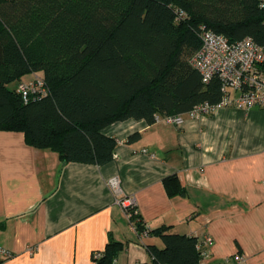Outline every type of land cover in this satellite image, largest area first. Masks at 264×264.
I'll use <instances>...</instances> for the list:
<instances>
[{
    "label": "trees",
    "instance_id": "trees-1",
    "mask_svg": "<svg viewBox=\"0 0 264 264\" xmlns=\"http://www.w3.org/2000/svg\"><path fill=\"white\" fill-rule=\"evenodd\" d=\"M263 0H0V130L22 131L63 164L104 165L116 137L103 130L130 118L155 123L202 102L222 99L219 76L204 82L191 59L205 30L230 41L264 44ZM42 72L48 94L28 102L13 83ZM133 134L127 142L139 138ZM170 196L185 194L178 174L164 178ZM137 207L130 221L147 244L149 262L200 264L196 236L150 230ZM126 244L110 238L96 264H116Z\"/></svg>",
    "mask_w": 264,
    "mask_h": 264
},
{
    "label": "crops",
    "instance_id": "crops-1",
    "mask_svg": "<svg viewBox=\"0 0 264 264\" xmlns=\"http://www.w3.org/2000/svg\"><path fill=\"white\" fill-rule=\"evenodd\" d=\"M103 132L118 145L114 160L97 165L63 164L24 132L0 130V245L12 252L0 264H96L110 238L126 244L116 264L149 262L146 245L164 242L138 232L117 202L115 178L150 230L199 238L200 264L237 253L264 264V108L222 107L182 126L130 118ZM172 174L185 194L169 195L163 180Z\"/></svg>",
    "mask_w": 264,
    "mask_h": 264
},
{
    "label": "built area",
    "instance_id": "built-area-1",
    "mask_svg": "<svg viewBox=\"0 0 264 264\" xmlns=\"http://www.w3.org/2000/svg\"><path fill=\"white\" fill-rule=\"evenodd\" d=\"M262 6L264 7V0ZM201 38L202 46L194 54L191 62L202 74L204 82L207 83L214 76H219L222 82V99L218 103L202 102L187 113L160 118L182 126L186 117L212 115L222 107L244 110L264 108V44L257 43L250 36L238 41H230L224 35L209 30L203 31ZM18 91L25 102H28L32 96L48 94L44 78L39 75L30 81L19 82ZM110 185L116 193L117 202L131 218L133 214L131 208L136 207L134 199L123 196L122 185L118 178L112 179ZM135 212L138 213V210L136 209ZM143 234L147 233L143 232ZM210 240L209 237L205 238L207 242ZM11 256L12 252L0 245V259ZM100 256V252L95 253L96 258ZM221 264H246V260L242 253H237L226 258Z\"/></svg>",
    "mask_w": 264,
    "mask_h": 264
},
{
    "label": "rangeland",
    "instance_id": "rangeland-1",
    "mask_svg": "<svg viewBox=\"0 0 264 264\" xmlns=\"http://www.w3.org/2000/svg\"><path fill=\"white\" fill-rule=\"evenodd\" d=\"M12 86H17V84H14V85H12Z\"/></svg>",
    "mask_w": 264,
    "mask_h": 264
}]
</instances>
